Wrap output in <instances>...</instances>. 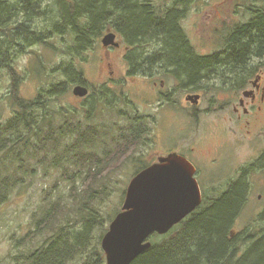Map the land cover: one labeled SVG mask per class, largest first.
I'll return each instance as SVG.
<instances>
[{"label": "trees", "instance_id": "trees-1", "mask_svg": "<svg viewBox=\"0 0 264 264\" xmlns=\"http://www.w3.org/2000/svg\"><path fill=\"white\" fill-rule=\"evenodd\" d=\"M44 1L0 0V70L10 82L7 99L11 110L10 117L0 122V206L8 202L16 187L27 185L38 168H46L44 172L52 169L66 186L69 183L68 196L51 200L50 195L38 207L33 227L22 242H43L34 251L16 257L15 264H70L83 257L84 264H104L100 248L91 246V230L93 225L103 226L97 216L98 204L111 193L109 183L105 185L110 179L106 176L109 163L105 159L118 156L119 165L132 160L139 146L140 129L127 126L122 130L115 122H95L101 111L118 118L128 116L126 110L118 108L127 103L123 98L126 94L113 91L116 99L107 105L108 94L103 88L91 89L89 96L83 98L86 121L76 119L77 110L69 111L70 118L55 121L57 112L50 104L68 93L71 86H86L77 66L80 54L101 41L108 23L129 50L136 45L143 51L146 44L153 47L161 43L160 50L146 58L137 53L131 57L137 63L163 61L191 85L205 76L204 71L222 62L227 76L240 77L244 70L249 79L254 73L249 62L264 56V0L244 7V15L251 19L223 29L220 56L215 53L204 57L193 54L180 26L185 11L178 5L185 1L163 8L150 0H56L54 8L43 6ZM46 19L50 22L47 27L38 25ZM59 40L62 45L57 48ZM34 46L59 54L62 60L52 69L55 81L39 89L33 100H26L18 91L21 75L16 60ZM39 74L34 71L35 76ZM58 114L63 119L66 111L65 115ZM115 127L119 135L111 144L105 137ZM240 182L167 235L155 236L159 241L130 264H264L263 237L256 238L242 258H238V253L245 239H230V252L226 249L228 228L234 226L247 201L248 193ZM77 224L80 229L75 228Z\"/></svg>", "mask_w": 264, "mask_h": 264}, {"label": "rangeland", "instance_id": "rangeland-1", "mask_svg": "<svg viewBox=\"0 0 264 264\" xmlns=\"http://www.w3.org/2000/svg\"><path fill=\"white\" fill-rule=\"evenodd\" d=\"M55 1L45 0L43 6L54 8L53 3ZM150 1L158 8L186 2L178 5L180 9L185 11V15L180 19V26L193 48V54L196 57H204L215 53L219 56L222 54L223 35L221 32L229 25L241 24L251 19L249 15H244V7L256 3L257 0ZM51 15H54L53 12ZM49 24L50 22H47L46 19L41 20L38 25L47 27ZM105 31V35L113 33L108 23L104 28ZM99 41L94 47L80 54L78 58L79 63L77 66L83 73L86 86L82 84L71 86L68 93L52 102L50 107L54 112H57L55 114L56 122H62L66 118H70V110H77L76 119L86 121L83 112V106H85L83 98L89 96L91 89L103 88L108 94L106 98L107 105L116 99L113 96V91L117 93L126 92L127 103L132 101V105L127 104L130 109L126 113L128 116L122 115L127 118H118L112 113L101 111L99 115H96L97 119L95 120V122L104 125L118 123V126H122V130H126L127 126L128 128L136 126L140 129V134H138L139 146L132 154L134 155L132 160L129 159L123 165H119L121 158L118 156L105 159V162L109 163L106 176H110L105 185L109 183L111 193L103 202L98 204L97 216L103 221V226L93 225L91 230V233L93 232L91 246L100 248L104 264H106L105 254L100 247V243L108 231L111 221L121 212L125 192L131 179L145 169L140 165L146 163L147 165L157 164L159 159L167 157L169 154L178 155L181 153L182 158L188 157L194 165L204 170L208 162H213L215 155H217L223 161V166L218 171L219 174L224 175L226 173V177H230L232 180L244 177L247 184L245 187L248 192L247 201L245 200L234 226L231 227L232 237L230 239L235 238L240 242L248 235L253 234H256V237L262 236L264 238V169L260 167L262 160L256 159V156L259 155L257 151L264 146V117L258 120L248 117L246 132L239 133L233 120L232 110L226 105V103L233 101L231 96L238 87L235 86L234 78L227 76V72H224V67L221 66L224 62L215 64L218 66H215L216 68L204 71L205 76L196 85H191L187 81H182V77L177 72H173L175 69L167 66L163 61L156 60L150 69L146 67V63L134 67L139 63H137V59L130 56L132 48L138 56L143 55L146 58L155 51H159L162 46L161 43H156V46L153 45V47L146 44L143 46V51H141L142 47L136 45L129 50V47L125 46L116 35L115 42L118 43V47L109 46L110 48H107ZM56 45L58 48L62 45V42L59 40ZM159 57L161 59V56ZM125 59L129 61L126 62ZM61 60L59 54L51 53L42 46L31 47L27 49L26 53L20 55L16 60V66L21 75L18 88L21 96L26 100H33L36 98L39 89L55 81L52 69ZM108 62L114 75L112 80L106 79L110 71L105 67V63ZM249 65L254 68V73L248 81H253L259 70H262L264 78V56L251 60ZM131 66H133V69H131ZM35 70L39 71L38 76L34 75ZM130 70H133V73H130ZM129 74H136L137 77H127L126 79L123 77ZM57 79H60V77L57 76ZM115 80H121V85L116 84L117 86H114ZM161 81L162 87H159ZM154 82L159 88V91L156 92L159 99H152V106H146V94L149 95L150 93L149 87L157 88V86H154ZM9 84L8 77L0 70V122L9 118L11 114L7 99ZM249 84L248 82L243 90ZM76 86L86 88L87 94L83 97L75 96L73 88ZM250 88L249 85L245 91H250ZM189 94L201 96L200 105L197 107L196 112L192 111L187 105L185 98ZM151 96L154 97V94ZM166 96L168 97L166 98ZM176 106L178 111L175 110ZM118 108L125 110L122 105H118ZM158 108L161 110H158ZM59 112L64 113L63 119L59 117ZM147 116L152 118L148 121ZM118 135V127H115L110 130V134L105 138L112 144V140ZM198 140L202 142L197 145L196 152L186 151L187 148L194 147ZM165 143L167 144L165 145ZM220 145H223L222 149L219 148ZM101 151L102 148H99L98 152ZM219 151L220 153L217 154ZM187 161L191 163L189 160ZM224 166L226 167L225 171H223ZM44 169L46 168H38L34 178L33 176L30 177V182L27 185L16 187L12 191L8 202L0 206V264H15L16 257L34 251L43 242V239H37L28 244H24L22 239L32 229L33 216H38V214L34 215L38 207L50 195L51 200L59 195H63L64 198L68 196L67 187L69 189V183L66 186L52 169L45 172ZM214 172L215 170L210 172L209 179L205 181L208 189L217 185L221 181L219 179L224 178L222 176L216 178ZM205 173L208 178L206 171ZM202 180L204 182L205 178L203 177ZM207 188V191H203L202 195L199 189L200 204L190 214L173 225L166 233H152L146 239L150 243L148 249L151 248L153 243L159 241L155 236L167 235L175 226L195 212L212 206V200L220 198L229 189L228 187L219 195H213ZM258 195H261V197L258 198ZM201 205L204 206L201 207ZM79 226L81 227L77 224L75 228H79ZM254 242L255 240L244 242L240 246L241 250L238 253V258H242L251 249L250 246ZM85 259V257L78 258L70 264H84Z\"/></svg>", "mask_w": 264, "mask_h": 264}, {"label": "water", "instance_id": "water-1", "mask_svg": "<svg viewBox=\"0 0 264 264\" xmlns=\"http://www.w3.org/2000/svg\"><path fill=\"white\" fill-rule=\"evenodd\" d=\"M101 43L118 47L113 33L104 35ZM73 94L83 97L87 89L76 86ZM193 174L191 163L169 154L131 179L121 212L111 221L100 243L106 264H130L150 247L146 239L152 233H166L200 204Z\"/></svg>", "mask_w": 264, "mask_h": 264}, {"label": "flooded vegetation", "instance_id": "flooded-vegetation-1", "mask_svg": "<svg viewBox=\"0 0 264 264\" xmlns=\"http://www.w3.org/2000/svg\"><path fill=\"white\" fill-rule=\"evenodd\" d=\"M107 48H110V47H107ZM132 50H134V49L132 48ZM135 54H136V51H135V53H130V56L135 55ZM125 61L128 62L129 60L125 59ZM155 62H156V60L149 59V61H143V62H141L139 64L143 65L144 63H146L147 64L146 67L150 69L151 66H152L150 64H153ZM124 65H125V63H124ZM105 67L107 68V70L110 69L106 79L107 80H112L114 75H113V71L110 68V63L109 62L105 63ZM131 69H133V66H131ZM129 72L133 73V71H131V70ZM240 73H241L240 77H234V79H233L234 83H235V86L238 87V88H236V91L231 96L233 101L229 102V103H226V105L229 106V108L232 110L233 120L235 121V123L237 125V129H238L239 133H242V131L246 132V129L248 127V120H247L248 117H252L255 120H258V119L264 117V78H263L262 70H259L258 74L256 75V77L254 78L253 81H251V80L248 81V79L244 75V70H241ZM131 75H135V76H131ZM123 77L126 79L127 77L135 78L137 76H136V74H129V75H125ZM145 77H143V78H145ZM118 80L114 81V84H115L114 86H117L116 84H118L119 86L121 85V80L120 81H118ZM149 80H151V79H149ZM162 81L160 82V86L159 87H162ZM182 81H184V79ZM196 82H199V81H196ZM248 82L250 83L249 85L251 86V88H250V91H245V90H247L246 88L249 87V85L244 90H243V88L245 87V85ZM154 86L155 87L157 86L155 82H154ZM242 90H243V92H242ZM157 91H159L158 86H157L156 89L152 88V87H149V92L150 93H149V95L146 94V106H152V104H151L152 103V99H154V100L155 99H159L158 96H157V93H156ZM123 93L126 94V92H123ZM152 94H154V97L151 96ZM244 95H247V96L245 97ZM167 97L168 96H166V98ZM195 97H197V99H195ZM123 98L127 102L128 98H126V97H123ZM189 98L192 99L191 100L192 102L189 100ZM185 99H186V101L188 103L187 104L188 107H190L192 109V111L196 112L197 111V107L200 105L201 96L198 95V94H189V95H187V97ZM127 104L132 105V101H129ZM127 107H128V105H127ZM188 107H186V108H188ZM125 110L128 112L130 109L128 107L127 109L125 108ZM158 110H161V109L158 108ZM175 110L178 111L177 110V106H176ZM151 118H152L151 116H147L148 121ZM149 125H150V122H149ZM236 132H237V130H236ZM197 142L198 143H195V146H194L195 148L194 147L187 148L186 151L196 152L195 149H197V145L200 144L202 141L198 140ZM166 144L167 143H165V145ZM219 148L222 149L223 145H220ZM218 153H220V151L217 152V154ZM180 154L181 153H179L178 155H180ZM257 154H259V155L256 156V159L257 160L258 159L262 160L260 167H261V169H264V146L262 147L261 150L257 151ZM180 156H182V154ZM185 158L187 160H189L194 166L195 172H194L193 176H194L196 182L198 183L201 195L203 194V191L204 192L207 191L206 190L207 187H206L205 181H206V179H209L210 172H212L214 170H215L214 176L216 178L221 177V176L224 177V178L219 179L221 181L217 185L211 186L209 189L207 188L208 191L210 190L213 195H219L221 192H223V190H225L226 188L229 187V189L224 192V193H227L230 190L231 186L234 183H236L237 181H241L239 184H244L245 187L247 186L244 177H238V178L232 180L230 177L229 178L226 177V173H224V175H221V174L218 173V171L220 170V167L223 166L222 165L223 161H221V157L220 156L215 155L214 161L213 162H208L207 166L205 167V170L204 169H200L199 167L194 165V163L188 157H185ZM152 164L153 163L148 164L147 166H151ZM225 168L226 167L224 166L223 171H225ZM205 171L207 172L208 178L206 177ZM203 177L205 178L204 182L202 180ZM246 191H247V188H246ZM243 196H245V195L243 194ZM260 197H261V195H258V198H260ZM242 200L243 199H241V201ZM239 207H240V205H239ZM228 229L229 230H228V234H227L228 240H226L227 241L226 249H227L228 252H230V242L229 241H230V238L232 237V231H231L232 229H231L230 226H229ZM261 237L262 236L256 237V234H253V235H248V237H246L244 239H245V242H248V241H252L253 242L254 240H256V238L258 239V238H261ZM253 238H255V239H253Z\"/></svg>", "mask_w": 264, "mask_h": 264}, {"label": "bare ground", "instance_id": "bare-ground-1", "mask_svg": "<svg viewBox=\"0 0 264 264\" xmlns=\"http://www.w3.org/2000/svg\"><path fill=\"white\" fill-rule=\"evenodd\" d=\"M113 102H114V101H112V104H113ZM197 102H198V101H197ZM121 105H122L123 107H127V103H126V104H122V103H121ZM247 193H248V192H246V194H247ZM235 222H236V221H235Z\"/></svg>", "mask_w": 264, "mask_h": 264}]
</instances>
